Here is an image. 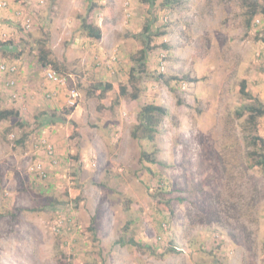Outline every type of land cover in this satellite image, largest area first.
Segmentation results:
<instances>
[{"label": "rangeland", "instance_id": "374dc122", "mask_svg": "<svg viewBox=\"0 0 264 264\" xmlns=\"http://www.w3.org/2000/svg\"><path fill=\"white\" fill-rule=\"evenodd\" d=\"M0 1V110L20 114L0 123V264H264V170L238 116L242 81L264 106V0L249 27L240 0ZM150 104L167 115L134 139Z\"/></svg>", "mask_w": 264, "mask_h": 264}, {"label": "trees", "instance_id": "16d2710c", "mask_svg": "<svg viewBox=\"0 0 264 264\" xmlns=\"http://www.w3.org/2000/svg\"><path fill=\"white\" fill-rule=\"evenodd\" d=\"M142 1V0H141ZM145 1V0H143ZM147 1V0H146ZM145 1V2H146ZM247 8H248V14H247V19H246V24L247 26H252L254 22L255 16L259 13L258 9L259 6L257 2L253 1L249 2V0H240ZM150 2V1H149ZM148 2V3H149ZM153 2V1H151ZM178 0H165L164 5L165 6H171L174 3H177ZM261 12L264 14V8L261 10ZM83 29L86 31L87 35L91 38L95 39H101L102 37V31L100 28L95 27L94 25L87 23V21H83L82 25ZM151 29L147 27L143 35L149 34L146 36L143 45L144 48L140 50L139 53V58L136 60V63L138 64L139 67V72L141 74L146 73V60H147V54L150 50H152L151 46ZM163 35V34H160ZM263 36V35H262ZM264 38V37H263ZM41 61L43 63L42 67H48L49 65H52V62L48 60V55L43 54L41 56ZM14 65V64H12ZM12 65H6V66H12ZM17 67L20 69V66L16 63ZM54 65V70L59 72V68L57 67V64ZM61 73V72H59ZM134 73L135 70L131 73L130 76V81H133L134 78ZM12 74V73H10ZM16 74V73H15ZM67 75V74H65ZM177 79V78H176ZM101 89V88H99ZM113 89L112 84H105L104 88H102V91L100 92L99 98L104 99L106 92L110 91ZM241 93L243 94L244 97L248 99H252V103L249 106H244L241 111L238 112V116L242 117L245 112H249V118H248V124L250 125L251 131L253 132V136L251 137V140L249 141L250 146L252 147L253 150H251L250 156L252 157L253 163L251 166H257L261 167L264 170V139L260 137L257 133V124L259 118L264 116V106L262 103H260L258 100L252 98L251 94L249 91H247V82L242 81L241 83ZM47 96L52 97V95L47 94ZM120 97H132L135 99H138V94H128V89L126 86H121L120 87ZM67 114H70L67 112ZM19 112L14 110V109H1L0 110V123L3 121H8L11 118H18L19 117ZM167 115V110L161 106H156V105H146L141 109V112L138 114V123L135 125L133 132H132V137L134 139H139V140H149L153 141L155 138L159 124L161 123V118ZM43 125V123H42ZM252 135V133H251ZM21 144V142H20ZM157 152L154 153H147L143 152L141 153V160L145 162H149L152 164L157 163L156 156ZM161 182L163 180H160ZM159 181V182H160ZM164 188V186H163ZM162 189V188H160ZM156 198H160L159 195H156ZM91 231L94 232V229L91 228ZM132 242V241H131ZM133 243V242H132ZM138 248H142V244H139L137 242L134 243ZM154 254V251L151 250Z\"/></svg>", "mask_w": 264, "mask_h": 264}, {"label": "built area", "instance_id": "2783aa9c", "mask_svg": "<svg viewBox=\"0 0 264 264\" xmlns=\"http://www.w3.org/2000/svg\"><path fill=\"white\" fill-rule=\"evenodd\" d=\"M7 6V2L5 1H0V8H5ZM1 69L15 74L18 71V67L16 64L12 65V66H6V65H2ZM44 76L47 82L49 83H54L57 86H64L68 80L67 76L65 74H61L57 71H55L52 67L48 66L44 68ZM68 77L72 78V75H69ZM72 93L70 94V98L71 100H69V103L71 106H74L76 103V99L79 96L78 92L74 89L71 91ZM49 97V96H48ZM49 153L52 154V149L51 146L48 147Z\"/></svg>", "mask_w": 264, "mask_h": 264}, {"label": "clouds", "instance_id": "9594fccd", "mask_svg": "<svg viewBox=\"0 0 264 264\" xmlns=\"http://www.w3.org/2000/svg\"><path fill=\"white\" fill-rule=\"evenodd\" d=\"M0 9H2V8H0Z\"/></svg>", "mask_w": 264, "mask_h": 264}]
</instances>
